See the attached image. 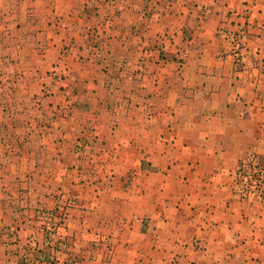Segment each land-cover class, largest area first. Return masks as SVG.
<instances>
[{
    "label": "rangeland",
    "instance_id": "374dc122",
    "mask_svg": "<svg viewBox=\"0 0 264 264\" xmlns=\"http://www.w3.org/2000/svg\"><path fill=\"white\" fill-rule=\"evenodd\" d=\"M197 1L0 0V264H96L98 217L150 204L156 179L160 203V173L182 155L164 135L195 71ZM248 10L217 33L238 71ZM254 162L264 152L240 159L232 189L264 204L239 177Z\"/></svg>",
    "mask_w": 264,
    "mask_h": 264
},
{
    "label": "crops",
    "instance_id": "0c3cea01",
    "mask_svg": "<svg viewBox=\"0 0 264 264\" xmlns=\"http://www.w3.org/2000/svg\"><path fill=\"white\" fill-rule=\"evenodd\" d=\"M197 2L205 21L192 56L195 71L185 76L184 104L170 112L173 131L164 135L182 155L160 173L166 181L159 204L157 172L149 171L156 179L150 204L117 222L97 218L93 233L108 251L97 247L96 264H264V204L241 201L232 189L240 159L264 152V0ZM245 8L248 48L238 71L230 55H220L229 44L217 33Z\"/></svg>",
    "mask_w": 264,
    "mask_h": 264
},
{
    "label": "built area",
    "instance_id": "2783aa9c",
    "mask_svg": "<svg viewBox=\"0 0 264 264\" xmlns=\"http://www.w3.org/2000/svg\"><path fill=\"white\" fill-rule=\"evenodd\" d=\"M242 172L240 171V173L242 174L239 173V177H241L242 184L254 185V188H250L251 190L258 188L260 189L259 192H263L264 190V169L260 168V165L258 162H254L252 165L243 168Z\"/></svg>",
    "mask_w": 264,
    "mask_h": 264
}]
</instances>
